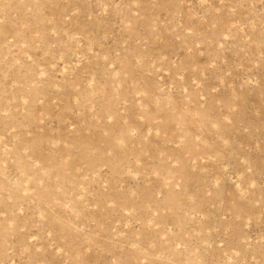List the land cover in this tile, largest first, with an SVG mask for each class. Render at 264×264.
<instances>
[{
    "label": "rangeland",
    "instance_id": "374dc122",
    "mask_svg": "<svg viewBox=\"0 0 264 264\" xmlns=\"http://www.w3.org/2000/svg\"><path fill=\"white\" fill-rule=\"evenodd\" d=\"M0 264H264V0H0Z\"/></svg>",
    "mask_w": 264,
    "mask_h": 264
}]
</instances>
